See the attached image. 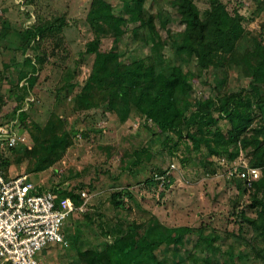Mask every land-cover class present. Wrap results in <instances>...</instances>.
Returning <instances> with one entry per match:
<instances>
[{"label":"rangeland","instance_id":"rangeland-1","mask_svg":"<svg viewBox=\"0 0 264 264\" xmlns=\"http://www.w3.org/2000/svg\"><path fill=\"white\" fill-rule=\"evenodd\" d=\"M110 1L120 8L123 0ZM223 1L230 9L239 8L244 15L243 23L247 32H251L239 43L244 50L252 41V33H261L264 0ZM196 2L205 15L211 0ZM90 3L91 0H0L3 33L0 35V118L15 120L23 133L14 149L2 151L9 158L3 170L8 176L28 174L47 188L75 187L90 193L85 210H78L65 221L63 230L68 245L48 243L37 253L38 263L82 264L78 249H101L107 242L125 235L133 223L139 225L142 234L158 219L167 226H204L205 231L219 235L215 243L221 247L218 252L195 248L199 233L190 230L180 242L161 246L159 254L164 262L186 259L194 252L197 255L216 252L215 262L219 264L224 260L231 264H264V238L241 215L243 209L246 214H257L248 206L252 180L248 179L239 188L230 174L232 169L255 166L259 176L262 175V166L252 158L258 146L264 145V131L259 142L246 146L240 141L233 142L232 151L211 155L206 146L198 152L187 140L180 141L176 147L164 142L163 135L153 134L152 120L144 114L134 112L122 120L119 113L103 105L78 108L76 94L83 89L94 60V54L86 51L87 43L95 36L87 18ZM145 7L155 15L163 37L166 29L160 23L159 12L171 16L170 26L175 31L184 28L170 0H147ZM47 21L57 22L61 27L53 28L46 38L37 36L27 42V28ZM131 35L128 33L121 43L126 61L143 57L149 50L148 46L133 41ZM113 43V37L108 34L101 48L109 49ZM28 55L37 62L39 71L33 84L23 85L28 80L19 82L18 75ZM183 65L185 70L200 69L194 56ZM218 82V77L207 71L196 82L195 95L208 94L212 91L211 83ZM247 85L248 79L239 70L229 69L224 91L238 92ZM99 96L96 94L97 99ZM21 101L25 103L19 108ZM23 109L28 110L29 123L45 126L51 117L63 119L62 128L70 132V142L53 161H47L46 155L39 157L41 152L36 150L39 146L36 147L32 130L22 126ZM254 113L256 118L244 134L249 138L264 123V109L257 106ZM31 128L43 139L39 129ZM236 147L238 152L234 155ZM27 149L36 151L27 155ZM135 159L138 163L132 165ZM42 163L44 166L40 167ZM160 170L166 171L165 176ZM121 189L127 192L125 203L115 206L112 193ZM230 251L235 256L229 255ZM232 257L236 259L230 262Z\"/></svg>","mask_w":264,"mask_h":264},{"label":"trees","instance_id":"trees-1","mask_svg":"<svg viewBox=\"0 0 264 264\" xmlns=\"http://www.w3.org/2000/svg\"><path fill=\"white\" fill-rule=\"evenodd\" d=\"M146 1L123 0L120 10L110 0H91L87 18L95 36L87 43L86 51L94 54V60L83 89L76 94V106L91 109L103 105L119 113L122 120L134 112L144 114L152 120L153 134L163 135L164 142H171L176 147L180 141L187 140L198 152L206 146L211 155L232 151L233 142H243L244 146L259 142L264 123L254 129L250 138L244 134L256 118L255 107L264 109V24L261 33H252L251 43L241 50L239 43L251 32H247L239 8L230 9L223 0H211L210 7L202 15L196 0H170L184 28L175 31L170 26L171 16L159 12L160 23L166 29L163 37L155 15L145 7ZM60 27L54 21L30 25L26 30L27 42L37 36L46 38L53 28ZM128 33L132 34L133 41L149 47L145 56L131 61L123 58L121 43ZM108 34L114 43L109 49H102L103 38ZM193 56L200 69L185 70L183 64ZM233 67L248 79V85L230 93L224 91V86L228 82L229 69ZM209 70L218 77V87L211 83L212 91L195 95L196 82ZM38 71L37 62L28 55L18 81L26 78L28 81L23 85L33 84ZM24 103L21 101L17 107L21 108ZM20 118L22 126H27L34 134L36 147L39 146L36 150L41 152L39 157L46 155L47 161H53L68 146L70 132L62 128V118L51 117L45 126H41L34 121L29 123L30 115L26 109ZM32 126L44 134L43 139H39ZM36 150L27 149L26 154ZM237 152L238 147L233 154L237 155ZM4 153L0 151L2 169L9 163ZM252 160L262 166V175L246 180L234 176V181L242 188L244 183L252 180L248 206L257 214H246L243 209L241 215L264 238V145L258 146ZM137 163L135 159L132 165ZM160 172L166 174L165 170ZM57 189L61 195L72 196L78 205L82 203L80 190L75 187ZM125 193V189L112 193L115 206L125 203ZM138 228L139 225L133 223L125 235L107 242L101 249H78L82 264H219L215 262V253L221 250L215 243L219 235L205 231L204 226H167L154 219L142 234ZM190 230L199 233L194 247L201 251H216L214 255L194 252L189 258L164 262L159 254L161 246L180 242ZM229 255L235 256L232 251ZM234 259L230 258V262ZM222 263L231 264L226 260Z\"/></svg>","mask_w":264,"mask_h":264},{"label":"built area","instance_id":"built-area-1","mask_svg":"<svg viewBox=\"0 0 264 264\" xmlns=\"http://www.w3.org/2000/svg\"><path fill=\"white\" fill-rule=\"evenodd\" d=\"M15 120L0 118V151L14 147L23 138ZM231 176L256 178L255 166L235 169ZM59 188V187H57ZM47 188L28 174L6 176L0 166V264H39L37 253L48 243L68 245L65 221L85 210L90 193L82 189L81 204L58 189Z\"/></svg>","mask_w":264,"mask_h":264}]
</instances>
